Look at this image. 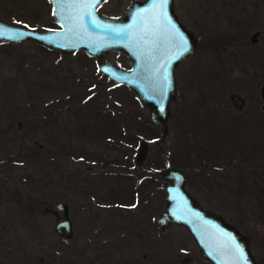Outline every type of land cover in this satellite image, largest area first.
<instances>
[{
	"label": "rangeland",
	"instance_id": "374dc122",
	"mask_svg": "<svg viewBox=\"0 0 264 264\" xmlns=\"http://www.w3.org/2000/svg\"><path fill=\"white\" fill-rule=\"evenodd\" d=\"M129 1L103 0L97 11L123 16ZM172 3L197 43L175 67L161 142L147 108L100 74L82 50L0 41V264H181L186 256L208 264L182 227L158 230L164 205L158 173L165 165L183 172L201 207L251 239V255L264 264V155L244 157L240 144L223 139L240 151L238 167L225 170L222 200L216 192L207 197L199 129L210 124L203 107L216 116L264 120L257 92L264 81V0ZM0 21L36 31L55 26L47 0H0ZM104 59L129 64L120 53ZM231 93L246 109L232 107ZM138 140L148 142L140 166L133 163ZM44 201L67 205L69 239L53 232L52 215L39 212Z\"/></svg>",
	"mask_w": 264,
	"mask_h": 264
},
{
	"label": "water",
	"instance_id": "95a60500",
	"mask_svg": "<svg viewBox=\"0 0 264 264\" xmlns=\"http://www.w3.org/2000/svg\"><path fill=\"white\" fill-rule=\"evenodd\" d=\"M48 1L57 26L55 29L36 31L0 21V41L13 44L31 41L62 53L82 50L95 59L100 74L109 82L128 88L147 108L148 123L160 129L156 141L161 142L167 133L168 104L176 92L174 68L197 43L193 33L176 19L172 0H168L164 8L167 20H161L159 25L153 19V13L146 11L151 9L154 0L134 1L124 15L118 17L98 13L103 0H80L94 5L88 10L92 12L95 27L88 23V17L80 23L78 17L82 9L71 5V0L67 3L60 0L59 5L57 0ZM125 29L126 33L121 31ZM18 32L24 35L14 37L13 34ZM258 33L255 31L249 36L250 43L256 42ZM111 52H123L129 67L122 69L105 61L104 56ZM259 96L264 103V82L259 87ZM230 99L240 107L242 99L238 95L234 94ZM146 145L144 140L136 143L134 165L140 166L145 159ZM158 175L164 191V205L156 219L159 231L165 232L172 225L182 227L197 247L198 256L208 264H236L237 261L239 264H256L249 250V238L220 214L202 208L185 189V176L179 169L165 166ZM39 212L53 216L52 227L56 235L63 239L72 236L65 203L44 201ZM181 264L197 263L186 256L181 259Z\"/></svg>",
	"mask_w": 264,
	"mask_h": 264
},
{
	"label": "flooded vegetation",
	"instance_id": "af4514ba",
	"mask_svg": "<svg viewBox=\"0 0 264 264\" xmlns=\"http://www.w3.org/2000/svg\"><path fill=\"white\" fill-rule=\"evenodd\" d=\"M134 1L135 2H143L144 0H130L128 3V6H126V8L124 10V13L126 12L127 8L130 6V4ZM48 3H49V1H48ZM49 5H50V3H49ZM172 5H173V3H172ZM173 10H174V13H175V16H176V19L178 20V22L181 25H183V27L186 30H188L185 27V25L179 20L177 14H176V11L174 9V6H173ZM51 13H52V10H51ZM118 16H120V15H118ZM118 16H115V17H118ZM112 17H114V16H112ZM56 27L57 26L55 25L53 28L51 27L48 29H55ZM111 53H120L127 59V57L124 55L123 52H111ZM128 63H129V61H128ZM94 64H95V60H94ZM118 67H120V66H118ZM128 67H129V64L126 68H122V69H127ZM175 70L176 69L174 68L173 74L175 73ZM174 78H175V75H174ZM175 82H176V80H175ZM263 82L260 84V86L263 84ZM259 87L257 90L258 96H259ZM254 92H255V90H254ZM234 94L235 93H231L228 96L229 102L232 105V107L235 110H237L238 112L242 111V109H246L244 107V99L241 98L238 94H235V95H238L242 99V103H241L240 107H237L235 105V103L233 101H231L230 98ZM259 99H260V110H261V112H264V103H263L260 96H259ZM203 113H204L203 119H205V121H207V122L210 121V124L209 125L207 124V125L203 126L202 128H199L200 130H202V141L201 142L204 141V146H205L202 148V151L204 153V155L202 157L204 165H202V167H204V170L206 171V175L204 176V179L201 181V187H202V190L204 191V193L207 194L206 195L207 197H209V195L214 196L213 193L216 192L218 195L217 198L222 200L223 194H221V192H222V187L225 188V179H226L225 178V176H226L225 170H227L229 168L233 171H236V169L238 167L237 166V156H238V153L240 151L238 149L236 150L237 147L236 148H233V147L240 144L243 147V149L240 148L241 154L244 157L251 156L252 157L251 159H254V160H258L257 156H263L264 155V149H263V147H264V142H263L264 132H263V135H262V133L259 132V129H261V130L263 129L264 120L263 119L260 120L255 116H249V115L248 116L243 115L241 117H236V118H230V117L226 118L225 116H216L215 114L214 115L210 114L212 112L209 109H207V107H203ZM208 119H209V121H208ZM227 121H230V122L227 124ZM225 138L232 141L234 143V146L231 143H229V145L226 146L224 144V141H223V139L225 140ZM145 142L148 143L147 141H145ZM228 147H229V149H227ZM189 150H187V155H188ZM199 150H198V148L196 149V151H198V152H199ZM189 154H190V151H189ZM215 157L218 158L220 163H217L213 160V159H215ZM263 158H264V156H263ZM188 180H189V178H188ZM186 183H188V182H187V179L185 177V185H186ZM187 192L195 200H197L195 198V196L193 194H191V192L189 190H187ZM197 202L199 203L198 200H197ZM207 210H209V209H207ZM210 211H212V210H210ZM212 212H215V211H212ZM249 241L251 242V239H249ZM190 258H192V257H190Z\"/></svg>",
	"mask_w": 264,
	"mask_h": 264
},
{
	"label": "snow or ice",
	"instance_id": "6c2138e0",
	"mask_svg": "<svg viewBox=\"0 0 264 264\" xmlns=\"http://www.w3.org/2000/svg\"><path fill=\"white\" fill-rule=\"evenodd\" d=\"M65 2L67 3L68 0H65ZM97 2H99V0H97ZM168 0H154L151 9L146 10V11H150L153 13V19L155 20V22L157 23V25H159V22L161 20H167V16L166 13L164 12V8L167 5ZM58 5L60 4V0H57ZM71 5H74L76 7H79L82 9L78 20L80 21L81 24H83L85 17H88V23L90 25H92L93 27H95V21L91 18L92 17V12L89 11L88 9L94 7V5L90 4V3H86V2H80V0H71ZM70 5V6H71ZM56 13L54 12V15ZM140 15H143V13H141ZM115 31V30H114ZM123 32H127V30H121ZM24 35V33H14L13 36H22ZM180 40H182V37H179ZM184 50L186 51V47L184 48ZM236 264H239V261L236 262Z\"/></svg>",
	"mask_w": 264,
	"mask_h": 264
},
{
	"label": "trees",
	"instance_id": "16d2710c",
	"mask_svg": "<svg viewBox=\"0 0 264 264\" xmlns=\"http://www.w3.org/2000/svg\"><path fill=\"white\" fill-rule=\"evenodd\" d=\"M186 153H187V150H186Z\"/></svg>",
	"mask_w": 264,
	"mask_h": 264
}]
</instances>
